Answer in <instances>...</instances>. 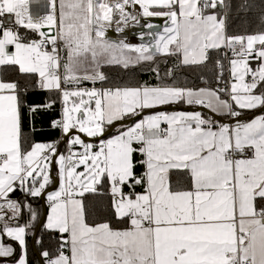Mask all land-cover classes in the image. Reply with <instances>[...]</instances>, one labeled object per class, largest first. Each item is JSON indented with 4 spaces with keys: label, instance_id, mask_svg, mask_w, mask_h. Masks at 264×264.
<instances>
[{
    "label": "snow or ice",
    "instance_id": "6c2138e0",
    "mask_svg": "<svg viewBox=\"0 0 264 264\" xmlns=\"http://www.w3.org/2000/svg\"><path fill=\"white\" fill-rule=\"evenodd\" d=\"M232 7L47 0L32 15L29 0H0V66L36 77L0 78V264H264V27L233 32ZM236 7L258 8L264 26V0ZM141 17L163 27L145 20L130 43L124 30ZM212 52L215 86L180 82L178 69ZM106 66L151 75L112 82ZM29 87L61 100L56 137L36 139V114L56 101L25 103ZM85 194L103 198L105 215H90Z\"/></svg>",
    "mask_w": 264,
    "mask_h": 264
},
{
    "label": "trees",
    "instance_id": "16d2710c",
    "mask_svg": "<svg viewBox=\"0 0 264 264\" xmlns=\"http://www.w3.org/2000/svg\"><path fill=\"white\" fill-rule=\"evenodd\" d=\"M226 2L232 3L233 7L228 15V22L230 30L233 32H243L248 31L252 32L256 30L257 28L264 27L261 25L260 22V11L258 8H252L248 11H237V5L243 0H226ZM250 3L259 4L260 0H249ZM25 30L23 28L20 29V32L23 33ZM216 57V53L212 52L210 54V59L207 63L200 66H185L180 69H178V72L180 73L178 79L181 83L184 82L185 78L187 79V83L191 85L196 86H204V82L200 80L201 76L205 77V80L208 81L209 84L212 86H215L214 83V77L217 69L214 65V59ZM157 59H162L158 57ZM169 65H172L175 63L176 58L175 57H167ZM142 67H147V65H144ZM165 65L161 64V69ZM106 74L109 75L110 80L112 82H124L129 80V78L137 79L140 81L148 80L151 73H146L142 71L139 68H134L131 71L125 73L120 67L118 66H106L103 69ZM0 78L10 79V80H17L23 84L26 81L34 83L36 77L26 78L22 76L18 69L14 66H1L0 68ZM154 82V81H153ZM85 86H92L91 82H88ZM99 86V85H97ZM23 100L27 104H43L48 98L54 99L56 102L55 104L49 108L42 110L36 114L35 117V125L37 128L43 127L44 131L37 133L36 139H41L42 137L46 138H53L58 135V130H51L48 128V122L51 119L58 118L60 113V102L57 98L55 93H49L46 90H41L38 87H29L28 90L23 94ZM24 131L27 132L29 130V123L27 119V109H24ZM22 193L17 191L15 193V196L13 198L22 197ZM86 200L85 203L88 205L90 210V215H92L94 218H99L105 215L106 208L105 204L106 202L103 200V198L100 197H93L90 194H85ZM38 205L41 206L40 202L38 201ZM39 231L38 234L39 235ZM56 233H50L46 234L44 238V243L46 246H55V240L51 237L56 236ZM37 251H42V249L36 245ZM29 259L32 261H35L37 259L36 255L34 254L32 250V239L29 238Z\"/></svg>",
    "mask_w": 264,
    "mask_h": 264
},
{
    "label": "bare ground",
    "instance_id": "6f19581e",
    "mask_svg": "<svg viewBox=\"0 0 264 264\" xmlns=\"http://www.w3.org/2000/svg\"><path fill=\"white\" fill-rule=\"evenodd\" d=\"M145 20H148L149 22L159 25L161 28L164 24V18L161 17H152V18H143L141 17V25H131L128 28L124 30L123 36L127 37V41L130 43H140L139 39V31L141 30V27ZM147 31V29H144ZM107 35L112 39H117L121 37V34L115 32V26L113 25L111 28L108 29Z\"/></svg>",
    "mask_w": 264,
    "mask_h": 264
},
{
    "label": "built area",
    "instance_id": "2783aa9c",
    "mask_svg": "<svg viewBox=\"0 0 264 264\" xmlns=\"http://www.w3.org/2000/svg\"><path fill=\"white\" fill-rule=\"evenodd\" d=\"M29 4H30V12L32 15H38L40 13H42L43 11H46V4H47V0H29ZM225 63V75L227 76V61L224 62ZM60 109H59V113H60Z\"/></svg>",
    "mask_w": 264,
    "mask_h": 264
},
{
    "label": "water",
    "instance_id": "95a60500",
    "mask_svg": "<svg viewBox=\"0 0 264 264\" xmlns=\"http://www.w3.org/2000/svg\"><path fill=\"white\" fill-rule=\"evenodd\" d=\"M44 201H45V195L39 199V202H40L42 208L45 210L43 215L40 217L41 221H43L45 219V216H46L47 206H46V203ZM40 226H41L40 224H37V234H38ZM32 250H33L34 254L36 255V257L38 258V251H37L36 245L33 243V241H32Z\"/></svg>",
    "mask_w": 264,
    "mask_h": 264
},
{
    "label": "crops",
    "instance_id": "0c3cea01",
    "mask_svg": "<svg viewBox=\"0 0 264 264\" xmlns=\"http://www.w3.org/2000/svg\"><path fill=\"white\" fill-rule=\"evenodd\" d=\"M137 8H138V6H137ZM0 68H1V66H0ZM87 87H91V86H87ZM41 90H43V89H41ZM47 91V90H46ZM171 110V109H170ZM180 110H191V108H189L188 106H184L182 109H180ZM60 111H61V105H60ZM45 200H46V194H45ZM46 206H47V204H46ZM45 219H46V216H45Z\"/></svg>",
    "mask_w": 264,
    "mask_h": 264
},
{
    "label": "rangeland",
    "instance_id": "374dc122",
    "mask_svg": "<svg viewBox=\"0 0 264 264\" xmlns=\"http://www.w3.org/2000/svg\"><path fill=\"white\" fill-rule=\"evenodd\" d=\"M59 102H60V105L62 106V102H61V100L59 99Z\"/></svg>",
    "mask_w": 264,
    "mask_h": 264
}]
</instances>
